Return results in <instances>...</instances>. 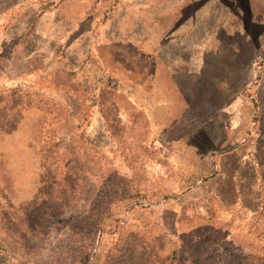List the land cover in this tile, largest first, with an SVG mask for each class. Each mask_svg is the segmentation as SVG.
<instances>
[{
  "label": "rangeland",
  "instance_id": "1",
  "mask_svg": "<svg viewBox=\"0 0 264 264\" xmlns=\"http://www.w3.org/2000/svg\"><path fill=\"white\" fill-rule=\"evenodd\" d=\"M238 54L263 69L264 0H0V264H264V174L219 194L190 72Z\"/></svg>",
  "mask_w": 264,
  "mask_h": 264
},
{
  "label": "crops",
  "instance_id": "2",
  "mask_svg": "<svg viewBox=\"0 0 264 264\" xmlns=\"http://www.w3.org/2000/svg\"><path fill=\"white\" fill-rule=\"evenodd\" d=\"M234 62L238 64L239 70L222 75V72H218L216 79L208 72L204 75L202 68L195 72L190 71L195 77L201 76V85H205L207 94L218 95L217 106L214 107L217 114L215 119L221 127L223 122L224 141L231 145L220 153L213 151L207 158L213 157L214 170L219 176L231 177L229 185L219 192L225 201L226 194L231 197L228 203H234L241 196L242 170L244 173L249 171L254 176L253 183L257 182L260 174H264V66L262 70L253 68L252 59L243 64L239 54ZM155 63V81L158 83L162 77L164 80L168 77L171 84L174 83L178 87L176 73L179 67L173 63L172 56L168 60L160 49L159 54L155 55ZM192 63L190 62L191 65ZM167 64L170 66L169 71ZM215 153L217 155H214ZM216 158L219 160L217 165Z\"/></svg>",
  "mask_w": 264,
  "mask_h": 264
},
{
  "label": "trees",
  "instance_id": "3",
  "mask_svg": "<svg viewBox=\"0 0 264 264\" xmlns=\"http://www.w3.org/2000/svg\"><path fill=\"white\" fill-rule=\"evenodd\" d=\"M45 150H43V149H41V152H42V154H43V156H45L46 158H48L49 157V154L51 153V149H47V151L46 152H44ZM197 260H199V259H194L193 261H197Z\"/></svg>",
  "mask_w": 264,
  "mask_h": 264
}]
</instances>
